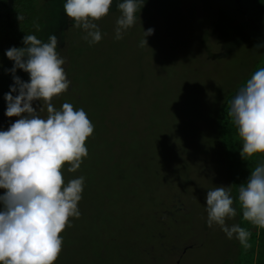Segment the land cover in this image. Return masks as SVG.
<instances>
[{"label": "rangeland", "instance_id": "1", "mask_svg": "<svg viewBox=\"0 0 264 264\" xmlns=\"http://www.w3.org/2000/svg\"><path fill=\"white\" fill-rule=\"evenodd\" d=\"M257 1L261 5L145 0L135 25L116 40L122 0H113L98 22L99 43L90 45L82 29L66 30L77 41L67 45L63 65L70 85L53 104L58 110L65 102L85 110L94 132L77 172L64 169L65 184L83 176L84 189L80 216L71 218L62 233L54 264H264V230L242 222L238 204L236 217L227 223H239L240 216L241 226L252 232L248 251L219 227L209 228L205 210L208 190L230 187L235 200L238 186L264 163V156L241 158L242 145L228 117L230 103L220 123L228 159L216 129L227 85L264 66L263 57L253 67L264 45V0ZM60 11L57 24L46 22L38 39L47 42L55 35L64 58ZM46 15L52 12L43 4L42 19ZM65 20L72 22L66 15ZM148 29L153 33L141 46ZM194 66L197 74L191 72ZM21 80L29 81L27 73ZM4 96L0 131L17 119L5 116ZM33 107L38 110L39 102ZM145 247L148 256L142 254Z\"/></svg>", "mask_w": 264, "mask_h": 264}, {"label": "clouds", "instance_id": "2", "mask_svg": "<svg viewBox=\"0 0 264 264\" xmlns=\"http://www.w3.org/2000/svg\"><path fill=\"white\" fill-rule=\"evenodd\" d=\"M144 3L122 0L117 4L116 40L135 25ZM112 4L113 0H66L63 11L91 45L101 41L98 22L109 14ZM24 19L17 15L19 22ZM33 28L40 31L38 23ZM152 33V29L143 31L141 46ZM22 43L23 47L5 53L13 62V86L4 96L5 116L17 119L0 131V264H54L62 251V233L71 218L80 216L78 204L84 189L83 176L65 184L64 169L75 173L80 168L94 125L82 108L65 102L58 110L53 104L70 85L65 59L57 52V37L50 35L43 42L34 34H25ZM17 69L28 74V82L15 76ZM33 102H39L38 110ZM228 117L242 145L241 158L250 161L264 156V66L241 84L230 101ZM231 191L224 186L207 191V226L219 227L227 239L235 238L248 251L252 232L227 221L236 217V203L242 222L264 230V163L257 164L248 180L238 186L235 200Z\"/></svg>", "mask_w": 264, "mask_h": 264}, {"label": "trees", "instance_id": "3", "mask_svg": "<svg viewBox=\"0 0 264 264\" xmlns=\"http://www.w3.org/2000/svg\"><path fill=\"white\" fill-rule=\"evenodd\" d=\"M254 4L261 5L260 2L257 0H252ZM44 4V9H50L52 12L51 17L46 15V20L42 19L41 12H42V5ZM63 4L64 0H0V94L6 95L10 89L11 86H13V74L11 73V69L13 67V62L10 61L5 53L7 50H9L12 47L21 48L23 47V38L28 34H34L38 37H41L46 29V22L50 24V22L53 23V25L57 24L56 19L58 16H56V12L61 9L60 12L63 11ZM17 15H23L25 17L23 22H19L17 20ZM62 16V22L63 28L60 30L62 33L61 35L64 37V44H65V52H64V59L68 57L66 49L67 45L71 44L72 46L76 45L77 41L73 38H68L65 33L67 29L73 28V22H67L65 20V14L64 11L61 14ZM38 23L40 25V31L37 32L33 28V23ZM246 22H249L248 19ZM250 23V22H249ZM253 28V27H252ZM258 35H261L257 33ZM262 46L261 51L259 52V55L256 56L254 59V66L256 67L257 64L261 61V59L264 57V45ZM256 52V51H255ZM197 66H194L193 69L191 68V72H194V74H197L199 69L196 68ZM255 69V68H253ZM251 70V72L253 71ZM193 70V71H192ZM23 74L26 73L17 69L15 72V76H18L20 79L22 78ZM28 76V74H27ZM249 78L248 76H244L240 81L237 83L231 84L229 83L227 85V89L224 91L222 97L220 98V105H219V111L218 116L219 120L216 124L217 133L219 135V143L224 148L225 156L228 159V152L227 148L224 144V138H223V129L220 125L223 111L227 106L229 105L230 101L234 98L237 91L239 90L241 84ZM6 92V93H5ZM15 95V93L13 94ZM230 174V172H229ZM231 178V177H230ZM231 180V179H230ZM232 188L234 189L235 186L232 185ZM239 223H241V218L238 216ZM95 244V243H94ZM96 245V244H95ZM148 247V246H147ZM147 247L142 250V254L149 255L150 251L147 249ZM164 245H162L163 249ZM96 251L99 254L102 253L101 248Z\"/></svg>", "mask_w": 264, "mask_h": 264}]
</instances>
